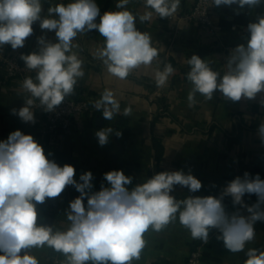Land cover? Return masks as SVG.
I'll return each instance as SVG.
<instances>
[{
    "label": "clouds",
    "instance_id": "clouds-1",
    "mask_svg": "<svg viewBox=\"0 0 264 264\" xmlns=\"http://www.w3.org/2000/svg\"><path fill=\"white\" fill-rule=\"evenodd\" d=\"M129 3L118 0L117 11L101 15L95 0H70L50 6L47 15H42V0H0V47L23 48L37 22L42 31L54 32L56 38L53 42L40 36L38 51L21 54L26 69L35 77L22 81L21 89L28 98L24 106L11 113L25 123H35L33 108L37 100L44 111L53 112L74 94L85 75L83 61L75 51L79 45L74 41L91 30L104 38L93 56L102 61L112 77L125 80L134 70L159 62L160 52L153 46L150 33L137 29V18L144 23L153 13L160 18L172 17L181 0H143L150 11L140 15L128 9ZM262 3L264 0H212L217 7L236 5L237 14L246 6L253 9ZM246 31V44L230 50L223 75L196 54L187 59L190 108L197 103V94L209 101L219 91L233 102L264 94V15L248 23ZM174 72L170 63L157 68L156 86L164 87ZM259 103L264 107V96ZM94 107L107 121L121 113L120 102L110 89L102 92ZM131 112V107L123 109L124 116ZM113 131L107 127L95 133L100 146L108 143ZM115 135L120 137L122 133L116 131ZM257 135L264 144V123L258 125ZM75 174L74 166H60L49 159L30 134L16 130L0 141V264H40L34 250L45 247L64 257L61 264H133L148 244L146 234L159 233L177 220L192 239L205 244L210 231L217 230L220 235L216 238L223 241L224 248L238 253L255 239L256 222H264V179L259 174L253 176L246 171L236 176L218 196L189 195L183 199L171 194L177 185L190 193L202 188V182L191 172H159L129 189L133 178L122 170H112L104 174L106 185L102 183L99 191H93L91 171L82 173L79 181ZM67 186L79 193L65 213L67 227L60 230L42 223L38 206L60 197ZM246 195H255L256 202L247 204ZM226 197L231 198L236 211L226 210ZM245 255L244 264H264V250L249 248Z\"/></svg>",
    "mask_w": 264,
    "mask_h": 264
},
{
    "label": "crops",
    "instance_id": "crops-1",
    "mask_svg": "<svg viewBox=\"0 0 264 264\" xmlns=\"http://www.w3.org/2000/svg\"><path fill=\"white\" fill-rule=\"evenodd\" d=\"M68 2L70 0H42V15H47L50 6ZM95 2L101 15L118 10V0ZM192 4L193 0H181L171 24L155 13L150 21L144 23L137 18V29L150 33L153 46L159 50V62L134 70L125 80L109 75L102 61L94 58L93 53L104 41L97 30L79 35L74 41L79 45L75 51L83 61L85 75L78 81L71 96L86 98L95 112L92 116L80 117L72 130L55 138L45 133L44 114L38 100L33 108L35 123H25L11 113L12 109L24 106L28 94L21 89L23 80L3 82L0 75V141L6 140L16 130L32 135L43 146L49 159L60 166H74L77 181L82 173L91 171L93 191H99L102 183L106 185L104 174L112 170H122L133 178L129 189L156 173L182 170L199 179L202 188L197 193H190L187 188L177 185L171 193L177 199L189 195L218 196L229 181L239 176L242 167L264 170V144L257 135L258 125L264 123V107L259 103L264 94H258L253 100L242 98L238 102L225 99L219 91L209 101L197 94V103L190 108L187 96L191 84L186 78L190 70L186 61L193 54L209 62L213 70L223 75L230 50L239 44H246L249 35L246 27L248 23L255 22L257 16L264 15V3L253 9L246 6L239 10V14L236 5L213 6L212 18L217 36H210L182 18V13ZM127 7L137 15L150 11L145 9L143 0H130ZM33 29V35L27 38L23 48L13 50L10 45H4L6 50L21 56L38 51L37 38L40 36L55 42L54 32L42 31L39 22L33 25ZM165 63H170L175 72L164 87L158 88L154 72L157 68L162 69ZM29 76L34 78L35 73ZM105 89L115 93L121 113L111 121L103 118L97 124V118L103 115L96 110L94 102L100 99ZM125 107H131L130 116L123 115ZM107 127L114 131L109 135L108 143L100 146L95 133ZM116 131L122 135L117 137ZM231 139H234L232 143ZM154 140L163 150L159 160ZM260 177L264 179V173ZM78 195L73 186H67L60 197L39 205L40 221L63 230L68 224L65 213L69 203ZM256 199L255 195L249 196L247 204L255 203ZM224 204L229 213L236 211L230 197L225 198ZM244 214L247 215L246 212ZM254 228L255 239L246 245L245 251L232 253L224 248L222 240L216 238L220 235L217 230L210 231L205 244L192 239L189 231L177 220L159 233H147L148 244L140 260L133 264H186L191 249L200 244L202 264H244L247 258L245 252L249 248L264 250V222H256ZM34 253L40 264H51L54 256L58 257V264L64 259L61 254L56 255L46 247L34 250Z\"/></svg>",
    "mask_w": 264,
    "mask_h": 264
},
{
    "label": "built area",
    "instance_id": "built-area-1",
    "mask_svg": "<svg viewBox=\"0 0 264 264\" xmlns=\"http://www.w3.org/2000/svg\"><path fill=\"white\" fill-rule=\"evenodd\" d=\"M212 14V0H193L191 8L182 13V18L198 26L210 36H217V27L213 22ZM176 15L174 14L172 17L165 18V21L171 24ZM33 73L26 69L19 54L7 51L5 46L0 47V75L3 82H8L11 79L24 80ZM40 109L44 114L45 133L53 138L72 130L75 126V121L80 117L84 115L92 116L95 112L90 101L86 98L72 96L66 97L64 102L53 112H46L41 107ZM246 171L249 172L250 169L242 167L239 176H243ZM248 197V195L244 197L246 203ZM201 246L200 244L191 249L186 264H202ZM58 263V257L54 256L51 264Z\"/></svg>",
    "mask_w": 264,
    "mask_h": 264
},
{
    "label": "trees",
    "instance_id": "trees-1",
    "mask_svg": "<svg viewBox=\"0 0 264 264\" xmlns=\"http://www.w3.org/2000/svg\"><path fill=\"white\" fill-rule=\"evenodd\" d=\"M97 114V113H95ZM95 116V115H94ZM234 141V139H231L230 142L232 143ZM154 147L155 149L157 150V159L159 160L162 156V148L160 147V144L157 140H154ZM250 174L255 176L256 174H259L261 175L262 173H264V170H261V169H256V168H253V169H250ZM56 253V252H55ZM56 255H60L59 253H57Z\"/></svg>",
    "mask_w": 264,
    "mask_h": 264
},
{
    "label": "water",
    "instance_id": "water-1",
    "mask_svg": "<svg viewBox=\"0 0 264 264\" xmlns=\"http://www.w3.org/2000/svg\"><path fill=\"white\" fill-rule=\"evenodd\" d=\"M102 121H103V117H98L97 120H96V123L100 124Z\"/></svg>",
    "mask_w": 264,
    "mask_h": 264
}]
</instances>
